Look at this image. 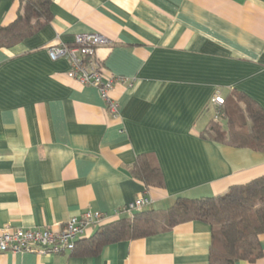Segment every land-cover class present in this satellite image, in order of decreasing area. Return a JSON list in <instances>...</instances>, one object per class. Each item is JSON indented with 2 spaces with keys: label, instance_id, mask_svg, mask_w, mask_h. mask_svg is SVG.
<instances>
[{
  "label": "crops",
  "instance_id": "obj_1",
  "mask_svg": "<svg viewBox=\"0 0 264 264\" xmlns=\"http://www.w3.org/2000/svg\"><path fill=\"white\" fill-rule=\"evenodd\" d=\"M40 32L0 49V232L59 231L87 211L109 216L144 195L163 212L264 176V153L200 137L211 98L233 91L264 110V0H49ZM19 0H0V28ZM108 40L93 55L116 82L113 116L92 87L66 79L69 64L48 48L74 37ZM264 112V111H263ZM157 163L163 188L131 171L141 155ZM99 228V227H98ZM97 227L85 232L93 237ZM210 226L191 221L90 254L0 253V264H208ZM259 241L264 264V234Z\"/></svg>",
  "mask_w": 264,
  "mask_h": 264
},
{
  "label": "trees",
  "instance_id": "obj_2",
  "mask_svg": "<svg viewBox=\"0 0 264 264\" xmlns=\"http://www.w3.org/2000/svg\"><path fill=\"white\" fill-rule=\"evenodd\" d=\"M19 5L15 21L0 28V49L16 46L40 32L50 21L49 0H19ZM223 101V120H211L200 137L217 144L264 153V110L257 102L236 91ZM157 165L144 154L133 166L131 173L143 184L145 191L164 187ZM191 221L210 226L208 264L253 263L261 259L259 237L264 234V176L229 187L221 196L196 201L186 199L163 212L149 210L146 206L130 216L104 224L88 240L77 241L74 252L82 242H85L87 252L95 254L106 245L148 239Z\"/></svg>",
  "mask_w": 264,
  "mask_h": 264
},
{
  "label": "built area",
  "instance_id": "obj_3",
  "mask_svg": "<svg viewBox=\"0 0 264 264\" xmlns=\"http://www.w3.org/2000/svg\"><path fill=\"white\" fill-rule=\"evenodd\" d=\"M107 44L108 40L99 34H85L75 36L72 44L49 47L47 52L52 61L64 59L68 62L66 79L80 86L94 88L111 115L118 116V105L108 98V92L113 90L117 78L103 75V64L93 56L97 48ZM223 100L219 91L216 90L211 98L215 108L214 121L218 122L224 118L221 110ZM149 205V199L142 195L117 212L116 216L120 214L130 216L133 212ZM108 220V215L87 211L81 216L71 217L59 231L4 228L0 232V253H31L36 256L71 254L74 252L75 243L85 236L86 230L91 227H101Z\"/></svg>",
  "mask_w": 264,
  "mask_h": 264
},
{
  "label": "rangeland",
  "instance_id": "obj_4",
  "mask_svg": "<svg viewBox=\"0 0 264 264\" xmlns=\"http://www.w3.org/2000/svg\"><path fill=\"white\" fill-rule=\"evenodd\" d=\"M224 124H222V126H223Z\"/></svg>",
  "mask_w": 264,
  "mask_h": 264
}]
</instances>
